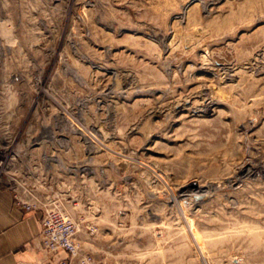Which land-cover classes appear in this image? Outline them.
Here are the masks:
<instances>
[{"label":"rangeland","instance_id":"1","mask_svg":"<svg viewBox=\"0 0 264 264\" xmlns=\"http://www.w3.org/2000/svg\"><path fill=\"white\" fill-rule=\"evenodd\" d=\"M21 179L105 264H264V0H0Z\"/></svg>","mask_w":264,"mask_h":264},{"label":"built area","instance_id":"2","mask_svg":"<svg viewBox=\"0 0 264 264\" xmlns=\"http://www.w3.org/2000/svg\"><path fill=\"white\" fill-rule=\"evenodd\" d=\"M12 199L15 204L26 210L41 209V228L39 232L40 247L53 256L60 251L66 256L59 257L55 264H72L77 258L79 264H105L88 254H81L76 241L77 224L56 204L50 205L46 196L38 192L35 183L26 180H15L10 184Z\"/></svg>","mask_w":264,"mask_h":264},{"label":"crops","instance_id":"3","mask_svg":"<svg viewBox=\"0 0 264 264\" xmlns=\"http://www.w3.org/2000/svg\"><path fill=\"white\" fill-rule=\"evenodd\" d=\"M41 211L26 210L14 203L7 187L0 188V264H55L39 244Z\"/></svg>","mask_w":264,"mask_h":264},{"label":"bare ground","instance_id":"4","mask_svg":"<svg viewBox=\"0 0 264 264\" xmlns=\"http://www.w3.org/2000/svg\"><path fill=\"white\" fill-rule=\"evenodd\" d=\"M105 94V93H104ZM249 169V168H248ZM237 173V172H236ZM244 175V174H243ZM185 192V191H184ZM256 228V227H255ZM253 232V231H252Z\"/></svg>","mask_w":264,"mask_h":264}]
</instances>
